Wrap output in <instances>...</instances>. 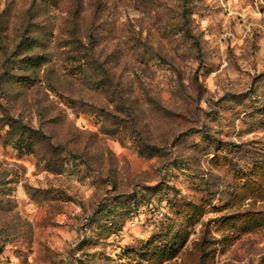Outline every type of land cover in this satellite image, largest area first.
I'll use <instances>...</instances> for the list:
<instances>
[{
	"label": "rangeland",
	"instance_id": "1",
	"mask_svg": "<svg viewBox=\"0 0 264 264\" xmlns=\"http://www.w3.org/2000/svg\"><path fill=\"white\" fill-rule=\"evenodd\" d=\"M0 264H264V0H0Z\"/></svg>",
	"mask_w": 264,
	"mask_h": 264
}]
</instances>
